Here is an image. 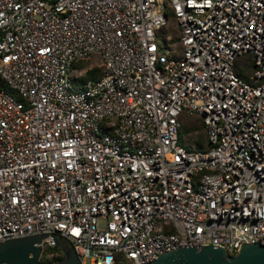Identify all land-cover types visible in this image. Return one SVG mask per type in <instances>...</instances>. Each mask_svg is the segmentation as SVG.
I'll use <instances>...</instances> for the list:
<instances>
[{"label":"built area","instance_id":"built-area-1","mask_svg":"<svg viewBox=\"0 0 264 264\" xmlns=\"http://www.w3.org/2000/svg\"><path fill=\"white\" fill-rule=\"evenodd\" d=\"M0 80V242L47 234L41 264L50 233L81 264L264 243V0H0Z\"/></svg>","mask_w":264,"mask_h":264},{"label":"water","instance_id":"water-1","mask_svg":"<svg viewBox=\"0 0 264 264\" xmlns=\"http://www.w3.org/2000/svg\"><path fill=\"white\" fill-rule=\"evenodd\" d=\"M50 235L57 237V244L63 251V258L56 264H81L69 240L61 235ZM47 236L34 234L1 241L0 264H41L39 243ZM145 264H264V243L241 244L235 254L213 244L179 246L160 252Z\"/></svg>","mask_w":264,"mask_h":264},{"label":"rangeland","instance_id":"rangeland-1","mask_svg":"<svg viewBox=\"0 0 264 264\" xmlns=\"http://www.w3.org/2000/svg\"><path fill=\"white\" fill-rule=\"evenodd\" d=\"M176 53V52H175ZM100 63L99 59L96 57H93L90 61H88L87 65L89 66H97ZM188 127L187 130H185L186 132H183L182 134H185L188 139L187 141H199L201 142V140L205 141V131L203 129L202 124L197 121V120H193V119H185L182 121V127ZM191 126V127H190ZM43 256L48 257V253H44Z\"/></svg>","mask_w":264,"mask_h":264},{"label":"trees","instance_id":"trees-1","mask_svg":"<svg viewBox=\"0 0 264 264\" xmlns=\"http://www.w3.org/2000/svg\"><path fill=\"white\" fill-rule=\"evenodd\" d=\"M85 62H80L79 65L84 64ZM101 74V68L99 66H94L90 70L86 72L85 78H92V77H98ZM0 88L8 89L7 84H5L3 81L0 80ZM191 127V126H190ZM188 127H181L180 134L183 132H186Z\"/></svg>","mask_w":264,"mask_h":264}]
</instances>
